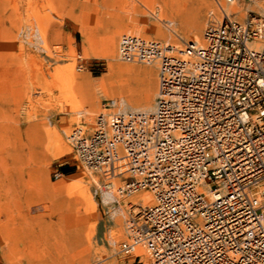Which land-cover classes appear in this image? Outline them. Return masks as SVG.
<instances>
[{"label": "built area", "instance_id": "built-area-1", "mask_svg": "<svg viewBox=\"0 0 264 264\" xmlns=\"http://www.w3.org/2000/svg\"><path fill=\"white\" fill-rule=\"evenodd\" d=\"M219 10L181 49L121 36L119 61L156 66L154 110L109 99L67 136L77 170L151 193L115 243L136 264H264V20Z\"/></svg>", "mask_w": 264, "mask_h": 264}, {"label": "rangeland", "instance_id": "rangeland-1", "mask_svg": "<svg viewBox=\"0 0 264 264\" xmlns=\"http://www.w3.org/2000/svg\"><path fill=\"white\" fill-rule=\"evenodd\" d=\"M168 1L0 0V264H136L115 243L125 238L128 203L139 193H113L103 203L106 182L75 168L67 136L94 125L107 100H123L111 84L127 99L157 92L155 65L118 60L121 36L182 47L193 41L189 34L202 37L210 13L222 18L216 0H173L177 35L168 41L150 29ZM232 2L219 0L233 20H264V0ZM27 27L39 31L42 49L25 37ZM118 67L131 70L118 75ZM62 168L73 173L55 179ZM63 179L80 182L61 190Z\"/></svg>", "mask_w": 264, "mask_h": 264}, {"label": "bare ground", "instance_id": "bare-ground-1", "mask_svg": "<svg viewBox=\"0 0 264 264\" xmlns=\"http://www.w3.org/2000/svg\"><path fill=\"white\" fill-rule=\"evenodd\" d=\"M233 2H231L229 5H231V6L234 5ZM175 7H176V5H175V2L173 0L168 1L167 3H165L166 11L164 9H162L161 13H160V10L153 13L154 17H156L158 19L159 25L156 24V25H152L150 27L152 32H155L161 38H166L168 41H173V38H172L173 35H177V30L174 28L175 22H174V19H173L174 14H177V11L175 10ZM219 9H221V11L226 13L224 8L222 7V5L219 6ZM212 15H213V13H212ZM227 15H229V14H227ZM215 18L217 19V17H215ZM30 30H32V31L30 32ZM24 34H25L26 38L29 35L31 36V38H33V41H34L33 44H35V46L37 48H39V49L43 48V47H41L42 46L41 45L42 42H41V39H40L39 31L36 28L27 27ZM128 35H134V34H128ZM135 36L144 38V37L139 36V35H135ZM188 37H190L193 40L191 42H201L200 35L197 32L189 34ZM31 38L29 37L28 40L31 39ZM144 39L151 40V39H148V38H144ZM152 40H154V39H152ZM170 46H172L174 48H177V49H181V48L173 46V45H170ZM105 47H106L107 53L111 55L113 53V40L112 39H107L106 42H105ZM39 51H41V50H39ZM117 51H118V49H117ZM117 69H118V72H117L118 75H123L125 72H128V71L131 70V69H128V68H125V67H118ZM68 74L72 75L70 70H69ZM72 79H74V78L72 77ZM79 89H81L80 84H79ZM111 89L113 91L119 90V95L121 96L120 98L123 99V100L115 99V100H117L119 102V107L116 110L118 112H128V111L152 112L154 110V108H155V101H154V104H153V99L155 100L157 92L156 93L147 92V93L141 95L140 97L127 99V98H125L126 96H124V94H123V86L116 85V84H111ZM56 139H57L56 140L57 145L61 146L62 142H63L61 137L57 136ZM70 178L73 179L72 177H69L68 179H70ZM68 179L67 180L63 179L59 183V189L64 190V189L68 188L69 186H71L73 184H77V183L80 182L79 180L74 179V180H72V183L70 185H68L67 184L68 183L67 182ZM105 182L106 183L104 184V186L102 185V187L100 189V193H101V197H102V202L103 203H104L103 200H104L105 196L108 197V199H109V196L111 194H113V193H115V195L118 198H120V199H124L125 197H129V196H123V195L118 193V190H119L118 188H120V186H121V183H120L119 180L116 179V180H113V181H105ZM103 187H106L108 190L104 191ZM114 202L115 201L109 200L108 204H112ZM131 203H132V205H135L137 203L138 204H143V205H151L153 203V197H152L151 193L149 194V193H141L140 192L139 194H137L135 197H133L131 199ZM90 204L92 205L93 208H95L93 200L90 201ZM128 204H130V203H128Z\"/></svg>", "mask_w": 264, "mask_h": 264}, {"label": "trees", "instance_id": "trees-1", "mask_svg": "<svg viewBox=\"0 0 264 264\" xmlns=\"http://www.w3.org/2000/svg\"><path fill=\"white\" fill-rule=\"evenodd\" d=\"M61 172H62V174H64L65 176H68V175H70V174L73 173V172H72L70 169H68V168H62V169H61Z\"/></svg>", "mask_w": 264, "mask_h": 264}]
</instances>
